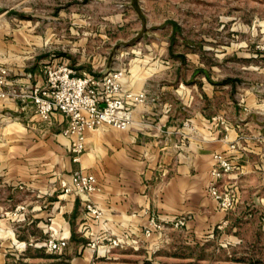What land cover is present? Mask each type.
I'll return each mask as SVG.
<instances>
[{"label": "rangeland", "instance_id": "rangeland-1", "mask_svg": "<svg viewBox=\"0 0 264 264\" xmlns=\"http://www.w3.org/2000/svg\"><path fill=\"white\" fill-rule=\"evenodd\" d=\"M60 63L77 74L123 72L125 66L127 73L147 69L146 96L173 102L176 116L186 114L179 109L176 88H189L198 99L211 95L209 111L223 109L234 121V104L245 105L247 95L249 101L253 94L264 97V0H0V64L8 67V78L12 67L24 65L40 73L45 83V67ZM250 119L256 120L258 131H240L231 141L234 148L214 151L225 153L232 163L219 181L222 193L236 198L232 208L221 209L210 196V181L203 188L218 211L226 212L227 222L211 230L191 213L175 216L155 210L139 230L144 238L135 228L136 246L121 237L122 244L101 250L97 245L108 242L101 240L102 232L107 233L102 214L90 217L83 204L81 227L94 228L99 243L77 254L87 256L88 264H264V115ZM5 124L0 122V144H7L0 149L3 164L26 152L18 147L21 138L8 133ZM254 141L261 149L248 152V171L239 176L237 151L251 148L248 142ZM5 168L18 170L12 162ZM162 181L157 177L145 191L153 188L155 194ZM5 195L6 190L0 197V264H69L72 252L37 247L29 237H41V229L14 220L26 210L23 201L36 199L34 193L14 192L11 202L22 205L6 213L4 206H12ZM146 227H151L148 235Z\"/></svg>", "mask_w": 264, "mask_h": 264}, {"label": "crops", "instance_id": "crops-1", "mask_svg": "<svg viewBox=\"0 0 264 264\" xmlns=\"http://www.w3.org/2000/svg\"><path fill=\"white\" fill-rule=\"evenodd\" d=\"M12 68L7 88L19 91L21 86L44 83L41 74L33 68L24 65ZM149 76L147 69L134 68L127 73L125 66L121 77L123 87L149 92ZM176 89L180 95L179 109H184L185 115L174 114L173 102L147 96L132 109L135 122L130 128L101 125L86 131V150L74 162L68 150L69 139L61 133L68 121L64 115L55 111L49 120H44L35 113L29 100L0 99V122L5 121L3 128L8 133L21 138L22 144L18 147L26 151L14 162H0V197L6 190V204L12 206L5 205L4 212L22 205L11 202L14 192H33L36 199L23 201L26 210L20 212L21 218L14 220L35 223L41 229L42 236L29 237L31 241L41 242L49 233L68 238L63 252H72L69 264H88L89 258L77 253L90 251L87 243L97 237L94 228L81 227L80 218L84 213L78 216L83 205L80 197L61 190L60 180L68 179L74 167H81L96 177L99 190L92 194L91 200L102 210L104 231L126 238L134 246L135 228L139 237L144 238L139 230L155 210L175 216L191 213L196 220H201L203 227L211 230L220 222H227L226 212L218 211L216 201L205 197L203 192L210 180L212 155L217 147L229 148L238 132L258 126L250 117L264 115V97L253 94L249 101L250 95H247L245 105L234 104L232 118L235 120L232 121L223 109L209 111L211 95H200L198 99L189 88L188 91ZM198 102L202 103L199 107ZM6 145L0 144V149L4 150ZM248 145L251 148L237 151L239 176L248 171L249 164L245 162L248 152L261 149L255 146V141ZM11 162L18 166L16 172L6 170L5 165ZM224 176L218 180L219 186ZM157 177L163 179L158 191L155 194L153 188L145 191ZM28 211L35 213L25 216ZM78 237L81 239L77 240Z\"/></svg>", "mask_w": 264, "mask_h": 264}, {"label": "built area", "instance_id": "built-area-1", "mask_svg": "<svg viewBox=\"0 0 264 264\" xmlns=\"http://www.w3.org/2000/svg\"><path fill=\"white\" fill-rule=\"evenodd\" d=\"M45 83H35L28 87L7 88L9 69L0 64V99L21 98L29 100L35 113L44 120H49L53 113L59 112L67 118V125L61 133L69 139L68 150L73 161H79L80 154L85 150L86 131L101 125H111L125 130L134 124L132 109L146 99L145 90L134 92L123 87L122 71L111 70L96 75L94 73L77 74L67 63L48 65L45 67ZM25 88V89H23ZM184 124H188L185 121ZM231 142L229 148H234ZM213 167L210 171L208 193L218 201L221 209L228 210L234 205L236 198L222 193L218 179L231 169L229 157L222 152H215L212 156ZM64 193L76 194L84 204L86 213L90 217L102 214L98 205L91 200L93 193L99 190L95 175L85 172L82 168L74 169L68 179L60 180ZM152 222V219H151ZM87 225L83 229H88ZM151 227H146L145 234H150ZM103 234L101 240L108 242L101 250H110L124 241L121 236L111 232ZM113 235V238L110 237ZM98 237L89 240L87 245L93 248L99 243ZM68 243V238L55 236L50 233L41 242H35L37 247H44L49 252L59 253Z\"/></svg>", "mask_w": 264, "mask_h": 264}]
</instances>
